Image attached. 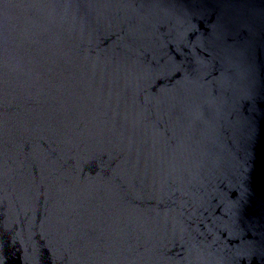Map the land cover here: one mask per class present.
I'll use <instances>...</instances> for the list:
<instances>
[{
  "label": "water",
  "instance_id": "95a60500",
  "mask_svg": "<svg viewBox=\"0 0 264 264\" xmlns=\"http://www.w3.org/2000/svg\"><path fill=\"white\" fill-rule=\"evenodd\" d=\"M0 264H264V0H0Z\"/></svg>",
  "mask_w": 264,
  "mask_h": 264
}]
</instances>
